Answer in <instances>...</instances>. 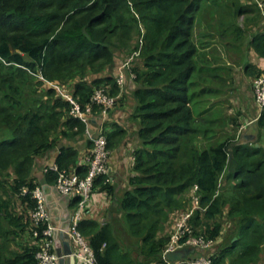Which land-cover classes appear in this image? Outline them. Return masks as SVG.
<instances>
[{"label":"trees","instance_id":"trees-1","mask_svg":"<svg viewBox=\"0 0 264 264\" xmlns=\"http://www.w3.org/2000/svg\"><path fill=\"white\" fill-rule=\"evenodd\" d=\"M217 42L230 58L223 64L208 50ZM250 52L264 58V16L256 0H0V264H38L47 223L40 222L36 236L32 190L56 184L59 171L83 177L89 169L87 155L81 159L77 148L62 144L83 136L86 125L69 115L70 103L45 80L81 104L102 88L117 97L115 108L127 95L128 77L138 140L129 186L119 195L108 175L94 184L113 198V212L123 219H83L78 226L96 264L159 262L171 240L167 220L187 209L194 187L206 207L191 219L195 233L216 240L223 219L232 224L212 252L213 264H259L264 110L256 103L260 116L251 118L232 103L233 94L239 102L243 74L251 85L264 75ZM249 120L253 125L244 129ZM247 129L253 137L244 141ZM106 134L111 151L129 135L118 125H107ZM57 149L59 171L48 165L39 180V157ZM25 187L31 192L23 193ZM121 234L136 255L123 250Z\"/></svg>","mask_w":264,"mask_h":264},{"label":"built area","instance_id":"built-area-1","mask_svg":"<svg viewBox=\"0 0 264 264\" xmlns=\"http://www.w3.org/2000/svg\"><path fill=\"white\" fill-rule=\"evenodd\" d=\"M264 16V0H256ZM129 62L125 63L120 69L118 82L123 85L126 80V69ZM134 76V75H133ZM43 78V77H42ZM45 80V79H44ZM59 94L70 103L69 115L75 117L86 125V133L90 136L92 147L87 156L83 159L88 166L86 176H80L76 170L59 171L56 164L50 165L51 169L59 171V178L55 184L56 189L63 195L69 196L73 200L78 198L77 204L70 215V222L66 226L56 224L47 202V195L42 186L36 187L32 192L28 188H23V193L31 192L37 201V206L32 212V224L36 227L35 235H39L38 226L40 222L47 223L43 230L44 241L37 254L38 264H60L62 258H67V254L58 253L55 233L60 232L67 235L73 244L72 254L75 259L82 264H96L95 253L87 240L81 233L78 226L83 220L95 192V180L102 175H108L110 171L111 150L108 147V138L106 134L109 112L115 106L117 97L107 94L104 89H97L90 103L81 104L73 93L64 88L59 83L48 82ZM253 92L259 110H264V75L257 76L252 81ZM95 106H99L98 112ZM95 114L101 118L99 129L92 133L88 127L89 120ZM260 116V114L258 115ZM197 187L192 189L191 206L183 210L175 227L171 232V240L163 250L161 259L155 264H213L214 260L210 250L214 247L217 240L223 239L226 230L223 231L219 239H211L203 234L195 233L191 219L197 210H206L201 205L200 196L197 194ZM194 250L195 255L188 254L182 259L171 260L168 254L178 250Z\"/></svg>","mask_w":264,"mask_h":264},{"label":"crops","instance_id":"crops-1","mask_svg":"<svg viewBox=\"0 0 264 264\" xmlns=\"http://www.w3.org/2000/svg\"><path fill=\"white\" fill-rule=\"evenodd\" d=\"M250 60L256 66L264 69V58L258 56L254 52H250ZM243 80L240 82L239 87V105L248 115H251V118H255L258 115L257 104L254 97V92L251 85V79L242 75ZM134 84L132 83L131 78L128 77L127 83L125 86V94L120 106H117L110 110L109 119L107 125L113 128L114 125H118L128 130L129 135L123 141L121 146H118L111 151L110 158V171L108 174L109 181L115 187L116 192L119 195L128 188L130 182V176L132 174L131 167L133 165V150L138 146V140L136 139V129L137 122L133 117L132 113L134 112L136 102L132 96V89ZM123 93L120 96H124ZM252 120V119H251ZM249 120L248 123L251 121ZM101 123V118L98 114H95L90 118L88 127L92 133H96L99 129ZM246 128L249 126L245 125ZM244 126V128H245ZM62 144L65 146H73L79 150L81 159L84 158L91 148L92 141L90 136L85 132L83 136L78 139H63ZM58 154L57 150H52L45 155L39 157L38 160V169L37 177L39 180H43L44 170L46 166L55 164L56 156ZM41 186L44 188L47 195V202L49 209L52 213L53 220L56 224L61 226H66L70 222V215L74 209L72 204L73 199L69 196L63 195L56 189L55 184H49L43 182ZM113 198L108 195L106 192L101 190H95L93 198L89 205L88 212H86L83 219H92L96 220L101 224L109 223L113 221V216H120L117 213L113 212ZM63 235V236H62ZM57 248L64 253L67 249L66 243H69L70 249H73V244L71 239L60 232L55 236ZM218 242V240H217ZM215 243L214 247L210 250V253L214 252L218 245ZM186 256L188 254L193 255L194 250L186 249ZM155 263V261H153ZM60 264H73L70 259L66 258L65 261L60 262ZM74 264H82L75 259Z\"/></svg>","mask_w":264,"mask_h":264},{"label":"rangeland","instance_id":"rangeland-1","mask_svg":"<svg viewBox=\"0 0 264 264\" xmlns=\"http://www.w3.org/2000/svg\"><path fill=\"white\" fill-rule=\"evenodd\" d=\"M240 20H241V22L243 23L245 20H244V17L242 16L241 18H240ZM201 31V29L200 28H198L197 30H196V32L197 33H199ZM196 32H195V34H196ZM141 42H142V40H141ZM143 44V42L141 43V45ZM223 43H220V42H217V43H215V45L213 44V45H211L210 46V48L208 49V50H214V52H213V54H218L219 56H221V61H222V64L223 63H225L226 61H228L230 58H229V55L227 54V52H226V49L223 47ZM215 46V48H212V47H214ZM137 62H139V60L137 61ZM136 62V63H137ZM221 64V63H220ZM46 82L48 81V82H53V81H49V80H45ZM47 82V84L48 85H50L49 83ZM234 95V98H233V104H236V106H238V101H237V99H236V97H235V94H233ZM232 110H237V109H235V108H233ZM231 110V111H232ZM252 122H254V121H250L249 123H248V125H253L252 124ZM245 128H246V126H245ZM244 128V129H245ZM246 133H250V134H253V130L252 129H247V130H245V131H243V134H242V136H241V138L243 139V140H245V141H247L248 139H246V138H244L243 136H244V134H246ZM226 183V176H222L221 177V179H220V187L222 186H224V184ZM187 196H188V198H187V201H186V208H188V207H190L192 204H191V197H192V190L190 189V193H188L187 194ZM183 210H179V211H177L176 213H174L172 216H170V221L169 220H167V223H166V226H165V230H166V232H168L169 234H171V232H172V230H173V228L175 227V224H176V221L178 220V218H179V215H180V213L182 212ZM121 219H123V218H121V216H118L117 217V222L118 221H120ZM124 221V220H123ZM223 222H224V230H226L225 231V233H224V235H223V238H225L226 237V235H227V233H228V231H229V229L231 228V226H232V224H231V222L230 221H228L226 218H224L223 219ZM169 223V224H168ZM119 225V224H118ZM122 233V232H121ZM125 234H121L120 236H123V238H124V245L122 246L123 247V250H125V251H127V252H129L131 255H132V253H131V251L133 252L134 250H132L131 248H130V245H129V243H128V239L124 236ZM222 241H223V239H221V240H219L218 242H217V245L219 246V244H221L222 243ZM137 253L134 251V253H133V255H136ZM146 263H148V262H144L143 261V264H146ZM149 264H155L154 262H152V263H149ZM259 264H264V251H263V254L261 255V260H260V263Z\"/></svg>","mask_w":264,"mask_h":264},{"label":"water","instance_id":"water-1","mask_svg":"<svg viewBox=\"0 0 264 264\" xmlns=\"http://www.w3.org/2000/svg\"><path fill=\"white\" fill-rule=\"evenodd\" d=\"M243 137L249 140V139H251L253 137V134L246 133V134H244ZM57 233L58 232L55 233V236L57 235ZM66 247H67V249H66V251L64 253L68 255L67 258L70 259L71 262L74 264L75 263V257L72 254V250L70 249V246H69L68 242L66 243ZM58 253L61 254V251L59 249H58ZM185 256H186V251L185 250H178L176 252L168 254V257L171 260H179V259L184 258ZM65 260H66V258H62L61 262L65 261Z\"/></svg>","mask_w":264,"mask_h":264}]
</instances>
